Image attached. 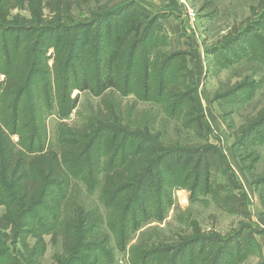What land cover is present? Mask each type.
I'll return each mask as SVG.
<instances>
[{"label":"rangeland","instance_id":"374dc122","mask_svg":"<svg viewBox=\"0 0 264 264\" xmlns=\"http://www.w3.org/2000/svg\"><path fill=\"white\" fill-rule=\"evenodd\" d=\"M28 1H0V89L19 38L45 133L33 141L21 124L11 141L26 156L74 146L54 206L17 216L19 192L1 177L13 207L0 215L19 218L0 226V264H264V0H61L54 12ZM128 6L150 27L148 57L138 49L131 83L98 89L102 19ZM115 169L123 192L104 188ZM151 172L122 230L113 208Z\"/></svg>","mask_w":264,"mask_h":264},{"label":"trees","instance_id":"16d2710c","mask_svg":"<svg viewBox=\"0 0 264 264\" xmlns=\"http://www.w3.org/2000/svg\"><path fill=\"white\" fill-rule=\"evenodd\" d=\"M0 1L2 2V7L11 10L20 4H24L27 0ZM35 1L36 0H29L28 2H34L35 4ZM60 3H62L61 0H51L47 4L51 6L49 8L54 12L56 10L55 4L60 5ZM36 4H38L41 14L43 11V7H41L42 3L38 1ZM130 8H132V6H128L126 9H117L105 15L102 19L106 23V37L111 41L107 51L109 55L108 68L110 70L108 69L109 72L105 79H101L100 77L98 89L101 88V90H106L110 87L119 88L121 80L131 83L134 69H137L135 64L137 63L138 49L142 50L144 58L148 57L147 48L144 44L148 42L150 37V27H147V25L145 26L144 21L141 20L135 12L129 13L127 10H130ZM126 16L128 19L122 21ZM113 18L121 22L118 28L120 34L117 37L113 31ZM12 49L9 47L5 49V55L9 56V64H13V68L8 72V77L2 81V87L0 89L1 99L3 100V106L0 107V187L4 186L1 177L6 176L10 185L19 192L18 196L20 197V203L23 204L17 216L23 213L26 216V212L30 210L29 208H32L34 204L48 202L51 203L50 205H56L58 199L57 196H55L56 190L67 181L66 167L68 168L69 166L74 145L72 139H67L66 143H68V146L70 145L67 149H63V147H61V149L44 148L37 154L29 156L16 152L10 135L19 133L21 124L22 126L20 128H22V130H28L31 140L39 142L43 136L42 134L45 133V126L42 124L43 115L37 111L36 94L32 89L33 79L30 81V86L28 84L29 88H26L27 74L29 73L23 69L26 62V53L24 52L25 49H21V39H16ZM27 55H29V52ZM127 55H129V57H127ZM170 60H168L167 63L172 62ZM144 69L147 72L150 68L145 64ZM123 71H125L124 74ZM33 74L34 72L30 74V77H33ZM34 85L36 84L34 83ZM44 87L45 89L48 88L47 83ZM87 88L90 87H86L85 89ZM113 136H115V133ZM123 173V171L116 169L107 173L103 183L104 188L106 190L109 188L112 189V186L117 183H120V188L128 186L129 183L127 180H123L122 177H120V174ZM153 173L154 172H151L139 182L138 193L135 194L131 203H126L128 205L130 204L126 210L125 206L127 205L125 204V200L127 199H121L120 197L117 199V201H119V199H121V201L116 208H113V211L115 214L114 217H116L117 211L119 212L118 209H124V216L121 223L122 230L125 229L126 231V228L129 227L130 216L134 213L132 212V207L139 202L143 193H147L149 188L147 185L153 182ZM123 190H127V187L119 191L123 192ZM4 196L5 195L0 191V205H6L7 203V206L12 208V202L8 201ZM121 202H123V204ZM13 211L14 210L11 209L8 213L0 215V226L5 223L13 224L17 221L19 217L13 215ZM72 226L74 229L75 223L72 224ZM111 228H115V226ZM40 243L44 244V240L40 239Z\"/></svg>","mask_w":264,"mask_h":264}]
</instances>
